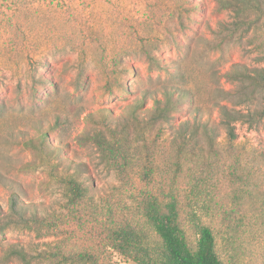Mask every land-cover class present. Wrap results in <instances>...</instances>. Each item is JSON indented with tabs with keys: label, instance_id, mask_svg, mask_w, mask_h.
I'll return each mask as SVG.
<instances>
[{
	"label": "rangeland",
	"instance_id": "rangeland-1",
	"mask_svg": "<svg viewBox=\"0 0 264 264\" xmlns=\"http://www.w3.org/2000/svg\"><path fill=\"white\" fill-rule=\"evenodd\" d=\"M238 19L217 0H0V210L14 197L58 227L41 237L5 228L0 264L22 263L6 257L11 244L34 256L31 264H78L61 263L59 249L137 264L110 244L108 210L141 223L139 202L169 188L186 216L194 211L212 228L224 262L264 264V120L233 121L231 140L216 105L264 107L263 89L227 76L264 67V19L259 29L237 27ZM166 86L191 93L174 125L134 120L135 112L147 116L135 111L137 100L148 92L150 106ZM196 108L217 130V149L201 133V153H180L174 130ZM97 133L116 146L112 160ZM72 173L90 195L67 213L59 176ZM187 227L196 240V227Z\"/></svg>",
	"mask_w": 264,
	"mask_h": 264
},
{
	"label": "trees",
	"instance_id": "trees-1",
	"mask_svg": "<svg viewBox=\"0 0 264 264\" xmlns=\"http://www.w3.org/2000/svg\"><path fill=\"white\" fill-rule=\"evenodd\" d=\"M226 9L234 10L239 18L237 27L245 25L255 26L259 29L261 19H264V0H217ZM264 26V25H263ZM232 80H239L244 84L253 86V91L264 90V67L249 72L247 68L240 67L234 72L228 73ZM249 82H246L248 81ZM244 95L248 96V87H245ZM148 93V92H147ZM136 102L135 111H147L146 117H140L135 112L133 119L139 123L146 122L148 127L157 123L173 126L177 115L190 101L189 91L166 86L159 94L152 96V104L145 106L146 95ZM226 93V92H225ZM226 96H224L225 98ZM227 99V98H225ZM221 108L226 119L224 124L229 138L237 137L236 120L260 121L264 120V107L246 112H231L225 104H216ZM192 120L185 119L174 130L172 142L180 146V153L197 155L204 149L199 134H203L212 150L216 148V129L207 117L200 113L199 109ZM46 137L44 138V140ZM100 146L103 155L113 159L112 155L116 146L109 142L103 133H97L94 137ZM45 142V141H44ZM48 147L46 142L45 144ZM215 151V150H214ZM153 173L152 169L143 171L145 176ZM59 182L63 187L66 197L64 208L67 213L72 212L75 206H80L89 198L90 189L78 173L59 176ZM171 186V185H170ZM248 196L251 192L246 190ZM183 202L175 188L152 192L139 202V213L142 222L133 223L131 220L117 219L112 210H108L112 226L107 229L108 239L113 248L122 255L129 257L137 264H236L233 256L226 263L216 250V237L212 228L201 222L196 212L191 211L185 215ZM262 211V225H264V206ZM53 215V214H52ZM51 216V215H50ZM40 216L37 213H28L17 198L11 199L10 210H0V232L5 228L15 227L19 229L34 230L38 237L51 235L58 229L52 218ZM196 227V240H192L187 230L188 223ZM53 252V256L61 263L77 262L78 264H103L100 256L95 252L83 251L75 255ZM17 256L21 264H31L35 259L25 249L11 244L6 257Z\"/></svg>",
	"mask_w": 264,
	"mask_h": 264
}]
</instances>
